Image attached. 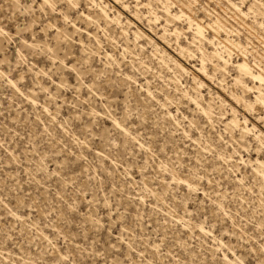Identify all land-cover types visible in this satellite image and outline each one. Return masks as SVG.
Here are the masks:
<instances>
[{
  "label": "rangeland",
  "instance_id": "rangeland-1",
  "mask_svg": "<svg viewBox=\"0 0 264 264\" xmlns=\"http://www.w3.org/2000/svg\"><path fill=\"white\" fill-rule=\"evenodd\" d=\"M74 1L76 34L42 0H0V264H264V182L239 160L264 161V83L234 85L242 60L264 77V0ZM98 3L121 23L106 24ZM45 18L87 41L84 53L30 56L22 39L43 41ZM137 28L147 36L134 44ZM226 35V71L213 70L208 39ZM201 55L213 79L196 72ZM194 77L212 123L189 102ZM244 118L252 133L239 130Z\"/></svg>",
  "mask_w": 264,
  "mask_h": 264
},
{
  "label": "bare ground",
  "instance_id": "bare-ground-1",
  "mask_svg": "<svg viewBox=\"0 0 264 264\" xmlns=\"http://www.w3.org/2000/svg\"><path fill=\"white\" fill-rule=\"evenodd\" d=\"M20 0H12V3L13 2H16V3H20L19 2ZM32 2H37V0H31ZM93 2H94V0H92ZM66 2H67V4H68V7H67V9L66 10H62V9H59L58 7H56V1L55 0H42V2H40L39 4H38V8L40 9V10H44V5H46V7H48V10H49V12H51V13H55V15H58L59 17H61V21L63 22V24H65L66 26H67V24L68 25H70V26H72L71 28H73V31H75L74 32V34H76L77 33V31L78 32H81V31H79L81 28L78 26V25H76V23H75V19H73V17L71 18V16L68 14V10H70V8H72V9H74L75 10V8H76V5H77V2L76 1H74V0H66ZM15 5V4H14ZM16 6H19V5H16ZM25 8V7H24ZM98 10H99V13H98V15L100 16V17H102L103 19H104V21L106 22V24L107 23H109V22H112V23H117V25H119L120 23H121V21H120V19H119V14L118 15H115V16H113V17H110L109 15H108V13H107V11H106V6H103V5H101V4H99L98 3ZM45 11V10H44ZM43 11V12H44ZM45 13H46V11H45ZM50 13V14H51ZM164 13H165V15L168 17V18H173L174 20H176V19H179L181 16H183V13L182 12H180V14H176V13H172L171 11H170V9H169V7H167V6H165V9H164ZM49 14V13H48ZM51 15H53V14H51ZM77 16H80V19H81V17H83L84 18V22L86 23V22H88L89 24L91 23V22H93V23H95L97 26H95V28H97V27H100V25H99V23H97L94 19H96V17H91L89 14H86V13H84L83 11H80V14H78ZM45 17V16H44ZM53 17V16H52ZM2 18V17H1ZM50 18V17H49ZM153 18H154V21H158L159 20V16H157V15H155L154 14V16H153ZM186 18H187V21H188V24H189V28H192V30H193V32H194V34H195V37L193 38L196 42H200L201 41V39L203 38V39H206L205 38V35H204V27H203V25L201 24V22H198V21H196L195 19H193L192 17H190V16H186ZM46 19V18H45ZM76 19H79L78 17H76ZM51 19H46L45 20V23L42 25V30L44 31V34H45V38H44V40L43 41H39L38 39H36L35 38V40L33 41V42H29L28 44L26 43V41H23V39H22V45L24 46V47H26V49L27 50H29V55L30 56H36L35 54H34V52L36 51V50H39V54L41 55L42 53H45V55L46 56H52L51 57V60L53 59V58H56L57 56H68V54L70 53V51L68 50V51H66V49H68V48H70L71 49V47H74L73 46V44H76V45H78V47L81 49H79L80 51H84L85 50V46H86V44H85V42H87V41H83V39L79 36L76 40H74V37L72 38H70V34L68 33V31L65 29V28H59L57 25H56V23L54 22V21H50ZM53 20V19H52ZM2 21V20H1ZM16 21V20H15ZM168 20L166 19V22H167ZM41 23H43V22H41ZM93 23H91V24H93ZM64 25V26H65ZM105 25V24H104ZM207 26H209V27H211L212 29H213V31L214 32H216V33H218V29H215L212 25H210V24H206ZM28 26L29 27H31V22H29L28 23ZM86 26H88V25H86ZM85 29H86V27H84ZM83 29V28H82ZM105 29V28H104ZM52 31V30H55V33H54V35H53V37H51V38H49L48 39V35L49 34H47L46 32L47 31ZM101 30V29H100ZM99 30V31H100ZM20 30L19 29H17V32H19ZM73 31H72V33H73ZM98 31V30H97ZM96 31V32H97ZM102 31V30H101ZM105 31V30H104ZM84 32L88 35V37L89 36H94V38H95V41H99L98 40V38L96 37V35L95 34H92L90 31H87V29L86 30H84ZM103 32V31H102ZM110 32V31H109ZM121 32L124 34H126V31L125 30H121ZM180 32H181V29H179L178 27H174L172 30H171V34L173 35V36H175L176 37V39L178 38V35L180 34ZM4 33H6V31H4V29H3V26L1 25V22H0V35H3ZM83 33V32H82ZM84 33V34H85ZM103 33H106V32H103ZM102 33V34H103ZM7 34H8V32H7ZM79 34V33H78ZM112 34V33H111ZM132 34H133V42H134V44L135 43H138V40L142 37V36H147V35H145L140 29H136V30H134L133 32H132ZM86 35V36H87ZM105 35V34H104ZM73 36V35H72ZM106 36H108V35H106ZM125 36H127V34L125 35ZM11 37V36H10ZM76 37H77V35H76ZM88 37H87V40H88ZM110 37V40L112 39L111 37H113L112 35L111 36H109ZM115 37V36H114ZM4 38V37H3ZM86 37H84V39H85ZM92 38V37H91ZM126 38V37H125ZM165 38V36L164 35H162V39H164ZM128 39V38H127ZM126 39V40H127ZM220 38H218V37H216V36H213L212 38H209L208 39V42H209V44L210 45H212L213 46V48H214V50L213 51H211L210 52V58H214L215 60H210L211 61V63H212V66H213V70H223V71H226V67H227V64H228V61H229V59H227V58H225V56H224V54L222 55V53L221 52H224L225 50H223V51H220L219 50V45L224 41V42H227V43H232V39H230L229 38V36L228 35H226V37L224 38V40H219ZM114 40V39H113ZM91 41V40H90ZM112 41V40H111ZM115 41V40H114ZM113 41V42H114ZM40 42H42L41 43V45H39L38 43H40ZM101 42V41H100ZM215 42H217V44L215 43ZM88 43V42H87ZM92 43V42H91ZM98 43V42H97ZM116 43V42H115ZM94 44V43H93ZM92 44V45H93ZM100 44V43H99ZM114 44V43H113ZM123 44H125L124 42H123ZM110 45V44H109ZM155 45V44H154ZM90 46V45H89ZM97 46V45H96ZM105 45H103V47H104ZM153 46V45H152ZM222 46V45H221ZM90 47H92V46H90ZM101 47V46H100ZM106 47V46H105ZM125 47V46H124ZM126 47H127V44H126ZM140 47H142V45L140 46ZM65 48V49H64ZM98 48V47H97ZM121 48H122V46H121ZM64 49V50H63ZM93 49V48H92ZM96 49V48H95ZM107 49V48H106ZM124 49V48H123ZM128 49V48H127ZM183 49V48H182ZM61 50H62V52H61ZM87 50H88V48H87ZM91 50V49H90ZM90 50H89V52H90ZM98 50H99V48H98ZM101 50V49H100ZM125 50V49H124ZM155 51H157V52H161V55L162 56H159L160 57V59L161 60H163L164 62H166V63H172L178 70H180V71H182V72H186V69L184 68V66L180 63V62H178V61H176L175 59H173L171 56H169V54L167 53H165L166 51H164V50H159L158 48H155L154 49ZM82 51V52H83ZM185 51H186V53H188L189 54V56H195L194 54H190L189 53V50L188 49H185ZM126 52H127V50H126ZM62 53V54H61ZM72 53V52H71ZM84 53V52H83ZM86 53V52H85ZM88 53V52H87ZM91 53V52H90ZM94 53H95V51H94ZM123 53V52H122ZM125 53V52H124ZM124 53L122 54V55H124ZM129 53V52H128ZM131 53V52H130ZM89 54V53H88ZM99 53H97V55H98ZM121 54V53H120ZM69 55H71V54H69ZM73 55V54H72ZM92 55V54H91ZM91 55H88V56H91ZM95 55V54H94ZM96 55V56H97ZM101 56H102V54H100ZM39 56V55H38ZM55 56V57H54ZM76 56V55H75ZM86 56V55H85ZM109 56L110 57H112V54L111 53H109V52H107V51H104V55H103V57L105 58H109ZM226 56H230V53H226ZM61 58H63V57H61ZM180 58H182L181 56H180ZM197 59H198V61H199V64L197 65V68H196V72H198V73H203L204 74V76L205 77H208V78H210V79H213V75L214 74H212V75H210L209 73H207L206 72V64H205V60H206V58H205V56L204 55H201V56H197L196 57ZM54 60V59H53ZM55 60H57V58L55 59ZM58 61V60H57ZM56 61V62H57ZM53 62V61H52ZM115 62V61H114ZM59 63L60 64H63L64 66H66V64L64 63V60L62 61V60H60L59 61ZM73 66V65H72ZM193 68V67H192ZM235 68H236V71H237V73H238V76H236L235 78H234V85H239L241 88H242V90L243 91H245V90H248L250 87H248L247 85H245L244 84V81L241 79V76H246V77H248V78H250L252 81H254V82H260V83H264V77H263V75H262V73L261 72H259V71H253V69H252V67L248 64V62L246 61V60H242V61H240V62H237L236 63V65H235ZM43 69V68H42ZM40 70V69H39ZM38 70V71H39ZM40 72H43V71H40ZM128 74H126V76H127ZM125 76V75H124ZM196 76V75H195ZM127 77H129V76H127ZM204 77V78H205ZM193 79V81H194V85H195V95H189V102L191 101L193 104H194V106L199 110V112H201V113H203L204 115H205V118L210 122V123H212V121H211V113L209 112V109H210V104H208L209 102H207V104H206V106H202L201 105V100L203 99L202 98V95H201V92L199 91L200 90V88H201V86H202V82H199V80L198 81H196V79H195V77L194 78H192ZM208 80V79H207ZM223 79H221V81H222ZM58 83H60V82H58ZM185 88V87H184ZM147 91H148V89H147ZM182 93H183V95L184 96H188V93L189 92H187V91H182ZM190 94V93H189ZM230 95L231 96H233V93L232 92H230ZM28 97L30 98V100L33 102L34 101V96H32V95H28ZM234 97H237V96H234ZM185 98V97H184ZM187 98V99H188ZM259 96L257 97V99L259 100ZM186 102H188V101H186ZM262 103V102H261ZM194 107V108H195ZM195 110V109H194ZM197 111V110H196ZM169 113V112H168ZM183 116V115H182ZM184 117V116H183ZM187 117V116H186ZM188 118V117H187ZM190 118V117H189ZM188 118V120L191 122L192 120H194V119H192L191 118V120ZM196 121V120H195ZM195 121H194V123H195ZM190 122H188V123H190ZM193 122V121H192ZM114 124H116V125H119V123L116 121V120H114ZM192 125V124H191ZM233 125H238V123H237V121L235 120V118H232L228 123H226L225 124V126L226 127H230V126H233ZM117 127V126H116ZM119 127H120V129L123 131V132H126L127 131V129L126 128H124V127H122V125H119ZM239 130H241V132L242 133H252V128H249V126L247 125V123H246V119L244 118V120H243V122H242V127L239 129ZM252 135H254V137L255 138H257V140H258V138L261 136V133H258V134H256L255 132H253V134ZM258 156V155H257ZM240 159L239 160H241L242 162H248L251 166H252V168H253V170H254V173L255 174H257L258 175V177H259V179H261V181L262 182H264V161L263 160H261L259 157H255L254 158V160H250V159H246V160H244L241 156L239 157ZM240 161V162H241ZM245 164V163H244Z\"/></svg>",
  "mask_w": 264,
  "mask_h": 264
}]
</instances>
